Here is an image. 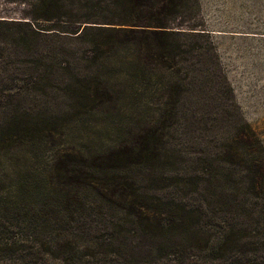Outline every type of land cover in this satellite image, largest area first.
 Returning a JSON list of instances; mask_svg holds the SVG:
<instances>
[{
	"label": "trees",
	"instance_id": "16d2710c",
	"mask_svg": "<svg viewBox=\"0 0 264 264\" xmlns=\"http://www.w3.org/2000/svg\"><path fill=\"white\" fill-rule=\"evenodd\" d=\"M27 1L29 19L0 18V39L10 23L3 34L24 47L0 63V142L23 161L0 187V264H264L260 140L242 121L214 157L175 139L211 85L222 118L236 110L225 77L203 66L204 30L187 25L198 0ZM48 90L47 121L145 124L122 134L111 122L107 144L87 153L19 157V130L44 113L22 103L37 106ZM47 172L50 183L24 176Z\"/></svg>",
	"mask_w": 264,
	"mask_h": 264
},
{
	"label": "rangeland",
	"instance_id": "374dc122",
	"mask_svg": "<svg viewBox=\"0 0 264 264\" xmlns=\"http://www.w3.org/2000/svg\"><path fill=\"white\" fill-rule=\"evenodd\" d=\"M26 1L0 0V18L5 20L29 19L34 13L28 6L29 2ZM197 4L196 8L194 6L192 17L187 25L191 24L190 27L196 30H204L205 34L197 36V38L200 39L208 53L205 56L212 58V64L209 60L207 64L203 63V66L212 68L215 75L225 77L231 88L229 98L234 102L236 110L229 108L228 120H226L227 117L222 118L224 115L216 104L219 94L211 85V89L207 90V93L209 91V98L207 96L209 102L202 104L200 108L194 107L199 113L195 112L196 114L190 117L187 131L184 130L180 136H175V139L179 137V140L187 139L190 142L193 140L194 146H187L190 151L198 150L205 156L214 157L227 138L235 134L242 121L251 128L264 147V0H198ZM12 25L10 23L2 24L0 48L4 51V57L0 59V63L4 58L9 59L6 55L8 56L14 51H19L22 54L24 49L3 34L7 32L12 34L11 30L15 29ZM210 41L211 43H209ZM209 44H212V47ZM47 92L40 97L37 106L28 102L22 103L27 108L31 106L34 110H44V113H41L42 116H39V120L32 123L33 129L30 130L25 125L19 130V134L23 138L22 142L17 144L19 157L38 148L47 151L52 148L62 150L83 148L82 153H87L88 147L94 151L99 146L107 144L110 135L104 129H108L111 122L120 125L122 134L128 131L126 126L128 124L130 126L145 124L144 116L131 120L124 118L119 122L108 119L94 120L89 116L84 121L71 120L67 122V120L56 119L50 122L43 115H46L47 107L55 105L56 98L51 95L54 90ZM39 121L43 123H38ZM179 124H182L181 119L177 121L175 127H179ZM110 128L112 127L110 126ZM47 129H51L52 136L49 139L44 138V136L46 138L47 135L49 136ZM94 135L99 136V140L89 144ZM44 140L52 141L46 144L47 148L43 146ZM5 143V147L11 146V142ZM3 146L0 142V187H2V192L10 180L16 179L18 165L23 162L7 156L8 149ZM24 176L34 177V179L44 177V181L51 182L49 172L39 174L37 177L35 174L28 173Z\"/></svg>",
	"mask_w": 264,
	"mask_h": 264
}]
</instances>
